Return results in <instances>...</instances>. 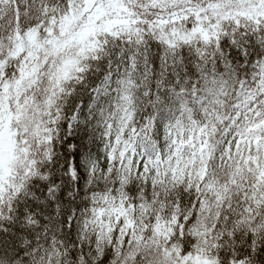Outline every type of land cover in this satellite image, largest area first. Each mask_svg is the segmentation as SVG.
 <instances>
[{
  "label": "snow or ice",
  "instance_id": "obj_1",
  "mask_svg": "<svg viewBox=\"0 0 264 264\" xmlns=\"http://www.w3.org/2000/svg\"><path fill=\"white\" fill-rule=\"evenodd\" d=\"M0 264H264V0H0Z\"/></svg>",
  "mask_w": 264,
  "mask_h": 264
}]
</instances>
